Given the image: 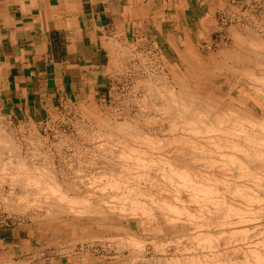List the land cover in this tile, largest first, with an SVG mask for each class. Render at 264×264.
Listing matches in <instances>:
<instances>
[{
    "label": "rangeland",
    "instance_id": "1",
    "mask_svg": "<svg viewBox=\"0 0 264 264\" xmlns=\"http://www.w3.org/2000/svg\"><path fill=\"white\" fill-rule=\"evenodd\" d=\"M200 2L212 23L174 48L129 42L105 98L66 97L33 121L0 114V233L65 262L264 264V162L187 131L264 121V0H201L196 15Z\"/></svg>",
    "mask_w": 264,
    "mask_h": 264
},
{
    "label": "crops",
    "instance_id": "2",
    "mask_svg": "<svg viewBox=\"0 0 264 264\" xmlns=\"http://www.w3.org/2000/svg\"><path fill=\"white\" fill-rule=\"evenodd\" d=\"M197 1L0 0V114L33 121L66 97L105 98L108 69L129 42L174 48L193 25L212 23L206 2L195 14ZM28 242L0 233V264L97 263L42 258Z\"/></svg>",
    "mask_w": 264,
    "mask_h": 264
},
{
    "label": "bare ground",
    "instance_id": "3",
    "mask_svg": "<svg viewBox=\"0 0 264 264\" xmlns=\"http://www.w3.org/2000/svg\"><path fill=\"white\" fill-rule=\"evenodd\" d=\"M242 41V40H241ZM260 44V43H259ZM255 45V44H254ZM258 46V45H257ZM256 47V46H255ZM254 47V48H255ZM251 69V68H250ZM244 70V69H243ZM240 72H242V70L240 71ZM247 73H248V71H247ZM242 74H244V76H245V74L246 73H242ZM242 74H240V75H242ZM247 75V74H246ZM249 75H251L250 76V78L251 77H253L254 75L250 72V74H248L247 76H249ZM255 77V76H254ZM253 77V78H254ZM253 78H251V79H253ZM250 79V80H251ZM208 104V103H207ZM205 106V105H204ZM233 108V107H232ZM228 109V108H227ZM244 109V108H243ZM247 109H249L248 107L246 108V110ZM229 110V109H228ZM245 110V109H244ZM261 110V109H260ZM248 111H250V109L248 110ZM250 113V112H249ZM250 115H253V114H251L250 113ZM191 116V115H190ZM190 116H188V118L190 117ZM192 117V116H191ZM216 117V116H215ZM214 117V118H215ZM236 117V116H235ZM212 118V117H211ZM210 118V123H211V120L213 119H211ZM219 118L220 117H217L216 118V120H214L213 121V124H211V125H209V126H207V125H205V126H207L208 128H204V126H202L203 128L202 129H199V127L196 125L197 123L196 122H191V123H188L189 124V127L187 128V131H189L191 134L192 133H196V135H198V137L199 138H201L200 139V141H201V143H203V145H206V144H208V143H212V144H214L215 146H216V144L218 143V142H214V135H218V133L219 134H221V135H219V137L220 136H222V137H224V138H226V141L228 142V147H230V148H228V149H231V150H235V151H233V152H236V151H239L238 153H240L241 155H238V156H242V157H240V158H244L245 159V162H246V160H248L247 162L248 163H251V162H255V163H257L258 162V164H259V166L264 162V147H258V145L259 144H262V143H256V141H264V121L262 122V121H254L253 119H250L248 122L246 121V123L247 124H245V123H242V122H240L239 121V123H237V121H234L235 123H231L232 125H230V124H228V125H230V126H228L227 124H225L226 123V121H225V123H224V125H222L223 123H221V122H223V119H222V121L221 120H219ZM250 118H253V117H250ZM189 120V119H188ZM192 120H194V119H192ZM191 120V121H192ZM207 121V120H206ZM209 121V120H208ZM221 121V122H220ZM244 121V120H243ZM203 122H204V120H203ZM245 122V121H244ZM196 123V124H195ZM209 123V122H208ZM188 124H185L184 125V127L185 126H188ZM204 124V123H203ZM202 125V124H201ZM201 125H200V127H201ZM227 125V126H226ZM259 127V128H258ZM256 128H258L259 129V133L258 134H256L255 133V131H257V130H255ZM224 136H223V135ZM5 135V134H4ZM195 135V136H196ZM212 135H213V137H212ZM263 137H262V136ZM1 136V135H0ZM185 137V136H184ZM187 137V136H186ZM189 138V137H188ZM188 138H187V140H188ZM263 138V139H262ZM2 139H4L3 138V136H2ZM6 139V138H5ZM4 139V140H5ZM183 139V138H182ZM193 139V138H192ZM7 140V139H6ZM191 141V140H190ZM218 141H220V139L218 138ZM1 142V141H0ZM5 142V141H4ZM3 142V143H4ZM6 142H8V141H6ZM2 142H1V144H3ZM9 143V142H8ZM7 143V144H8ZM264 143V142H263ZM6 143H4V145H7ZM252 144H255L254 146H256V144H257V146L256 147H254ZM10 145V144H9ZM213 145V146H214ZM196 146V145H195ZM214 146V147H215ZM2 147V146H1ZM4 147V146H3ZM10 147H12V146H10ZM9 147V148H10ZM217 147H219V146H216V148ZM226 148V147H225ZM6 150V149H5ZM8 150V149H7ZM6 150V151H7ZM9 151V150H8ZM13 151V150H12ZM3 152V151H2ZM14 152V151H13ZM237 153V152H236ZM237 153V154H238ZM9 154V153H8ZM0 155H2V154H0ZM225 156V155H224ZM228 155H226L225 157H227ZM236 156V155H235ZM235 156H232V158L234 157L235 158ZM12 157V156H11ZM199 157V156H198ZM206 157V156H205ZM229 157H231L230 155H229ZM13 158V157H12ZM207 158V157H206ZM224 158V157H223ZM232 158H228V160H226V161H229V160H231ZM233 160V159H232ZM237 160H238V158H237ZM224 161V160H223ZM235 161V163H236V159L234 160ZM234 161H233V163H234ZM238 161H240V160H238ZM249 161H251V162H249ZM11 162V161H10ZM241 162V161H240ZM1 163H3V162H1ZM9 163V162H8ZM235 163H234V166L235 167H237L238 165H235ZM241 163H243V161L241 162ZM5 164V163H4ZM11 164V163H10ZM10 164H5L6 166H10ZM18 164V163H17ZM240 164V163H239ZM244 164V163H243ZM243 164H241V166H239L238 168L240 169V171H242V172H240L242 175H246V176H250L251 175V172H248L249 170H246L248 167H246V164L245 165H243ZM254 164V163H253ZM233 165V164H232ZM251 165H252V163H251ZM255 165H257V164H255ZM2 166V165H1ZM246 168L245 170L243 169L244 167ZM248 166V165H247ZM262 166V165H261ZM16 167H17V165H16ZM2 168V167H1ZM9 168V167H8ZM11 168V167H10ZM9 168V169H10ZM253 168V167H252ZM256 168V167H255ZM8 169V170H9ZM14 169V168H13ZM17 169V168H16ZM15 169V170H16ZM237 169V168H236ZM238 169V170H239ZM249 169V168H248ZM251 169V168H250ZM257 169V168H256ZM262 169H264V166H263V168H259V171L261 172V170ZM2 170V169H1ZM0 170V171H1ZM5 170V169H4ZM7 170V169H6ZM237 170V171H238ZM10 171H11V169H10ZM14 171V170H13ZM17 171V170H16ZM3 172V171H2ZM264 172V170L262 171V174H261V176L264 174L263 173ZM14 173V172H13ZM16 173V172H15ZM254 172L252 171V174H253ZM256 174V173H255ZM254 175V174H253ZM256 175H258V173L256 174ZM255 175V176H256ZM20 177V176H19ZM29 178V177H28ZM33 178V177H32ZM262 178V177H261ZM13 179V178H12ZM17 179H19V178H17ZM22 179V178H21ZM20 179V180H21ZM26 179V178H25ZM31 179V178H30ZM32 180V179H31ZM30 180V181H31ZM34 181L35 180H37V179H33ZM16 183H19V181L17 182L16 181ZM27 183H31V182H28V180H27ZM34 183V182H33ZM21 185H22V183H20ZM264 184V183H263ZM10 185V184H9ZM188 185H190L191 186V184H188ZM254 185H255V183H254ZM259 185H260V183L258 184V187H259ZM12 186V185H11ZM20 186V185H19ZM22 186H26L25 184L24 185H22ZM31 186V185H30ZM185 186H187V185H185ZM255 186H257V185H255ZM14 187V186H13ZM34 187V186H33ZM32 187V188H33ZM38 187V186H37ZM236 187V186H235ZM264 187V186H263ZM261 188V185H260V188L262 189V191H264V188ZM22 188H24V187H22ZM193 188V187H192ZM25 189H26V187H25ZM40 189V188H39ZM239 189V188H238ZM32 190V189H31ZM192 190V189H191ZM35 191V190H34ZM39 191V190H38ZM194 191H196V190H194ZM197 191H200V189H198ZM206 192V191H205ZM38 193V192H37ZM36 193V194H37ZM11 195V194H10ZM35 196V195H34ZM38 196V195H37ZM42 197V196H41ZM53 197V196H52ZM214 197V196H213ZM244 197V196H243ZM264 197V196H263ZM8 198V197H7ZM24 198V197H23ZM51 198V197H50ZM251 198L252 197H250V201H251ZM254 198H256V196L254 197ZM253 198V199H254ZM258 198V197H257ZM256 198V200H255V202L258 204V202H260V201H258V200H260V199H257ZM20 199V198H19ZM38 199V198H37ZM49 198H47L46 200H48ZM247 199V198H246ZM253 199H252V201H253ZM16 200V199H15ZM39 200V199H38ZM52 200V199H51ZM214 200V199H213ZM216 200V199H215ZM264 200V199H263ZM5 201V200H4ZM19 201V200H18ZM26 201V200H25ZM24 201V202H25ZM43 201H44V199H43ZM223 201V200H222ZM248 201H249V197H248ZM16 202H17V200H16ZM27 202V201H26ZM47 202V201H46ZM45 202V203H46ZM217 202H219V201H217ZM217 202H215L214 201V203L216 204ZM254 202V201H253ZM22 203V202H21ZM33 203V202H32ZM45 203H43V204H45ZM50 203V202H49ZM55 203V202H54ZM74 203V202H73ZM223 203V202H222ZM214 204V205H215ZM220 203H218V207L220 206L219 205ZM46 205V204H45ZM55 205V204H54ZM134 205V204H133ZM132 205V206H133ZM224 205H225V202H224ZM263 205V204H262ZM19 206V205H18ZM222 206V205H221ZM264 206V205H263ZM71 207V206H70ZM135 207H137V206H135ZM56 208V207H55ZM86 208V207H85ZM90 208V207H89ZM134 208V207H133ZM226 208V207H225ZM228 208V207H227ZM262 208V207H261ZM261 208H258L259 209V211H257V212H261ZM261 209V210H260ZM60 210V209H59ZM86 210V209H85ZM88 210V209H87ZM228 210V209H227ZM226 210V211H227ZM229 210H230V208H229ZM89 212V211H88ZM91 212V211H90ZM264 212V207H263V210H262V213ZM232 213H233V210H232ZM236 213H237V211H236ZM227 215V214H226ZM233 215V214H232ZM264 215V214H263ZM222 217H224V216H222ZM222 217H220V218H222ZM228 217V216H227ZM225 218V217H224ZM225 219H227V218H225ZM228 219H229V217H228ZM216 220V219H215ZM223 220V219H222ZM217 221V220H216ZM225 221V220H224ZM210 222V221H209ZM218 223H220V222H218ZM257 254V253H256ZM260 258V257H259ZM244 260V259H243ZM246 260V259H245ZM244 260V261H245ZM241 261H242V259H241ZM249 261V260H248ZM260 261V260H259ZM227 262V261H226ZM244 263V262H243ZM247 263V262H246ZM5 264V263H4Z\"/></svg>",
    "mask_w": 264,
    "mask_h": 264
}]
</instances>
